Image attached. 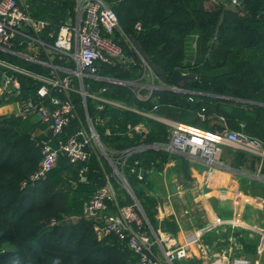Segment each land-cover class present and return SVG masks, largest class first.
<instances>
[{
	"label": "trees",
	"instance_id": "trees-1",
	"mask_svg": "<svg viewBox=\"0 0 264 264\" xmlns=\"http://www.w3.org/2000/svg\"><path fill=\"white\" fill-rule=\"evenodd\" d=\"M19 1L34 18L48 21L39 32L47 44L53 43L59 27L72 21L76 14V0ZM105 1L116 12L125 34L117 32L115 39L126 56L133 58V65L125 68L119 60L101 62L103 75L128 82L86 76L85 89L136 109L109 102L97 109V100L86 97V109L108 150H120L140 141L167 140L166 124L144 112L167 115L216 131L223 127L218 115H223L230 127H237V122L244 119L247 120L244 130L260 134L262 137L257 136L264 140V0H238V4L231 0ZM136 22L140 23L138 29ZM133 47L166 83L172 84L169 76L174 68L196 76L176 84L186 91L156 88L148 98H139L133 81L142 65ZM251 50H257L256 54L248 55ZM38 55L47 59L43 49ZM0 58L36 74L48 75L51 69L1 48ZM53 62L75 66L73 60L64 61L57 54ZM1 74L2 67L0 78ZM15 76L20 81L22 98L37 96L36 90L42 83L38 78L23 72H15ZM100 88L104 89L98 92ZM139 92L144 96L148 89L141 87ZM51 93H56L55 88L50 89ZM72 98L85 120L81 94L73 91ZM4 101L8 100L0 97V103ZM44 101L49 102V95ZM213 103L218 113L208 116L207 110ZM202 106L206 108L204 119L199 117ZM23 118L15 113L0 114V264H54V261L58 264H138L136 254L116 232L98 234L95 226L102 225V219L83 216V202L96 186L105 182L97 153L90 151L88 171L84 175L79 173V163H72L61 154L44 177L32 181L30 175L38 168L41 158L40 140L22 128ZM143 121L150 128L144 140L137 130L129 132L127 127ZM78 124L79 120L74 118L62 136L72 133ZM157 150L147 148L131 153L125 167L127 180L152 223V200L142 186L144 178L129 172V167L137 160L146 171L145 166L159 155ZM238 153L244 155L242 151ZM260 170L264 172V158ZM124 197L125 202L130 201L125 194ZM120 198L118 193V200L123 204ZM51 218L56 222L50 223Z\"/></svg>",
	"mask_w": 264,
	"mask_h": 264
},
{
	"label": "built area",
	"instance_id": "built-area-1",
	"mask_svg": "<svg viewBox=\"0 0 264 264\" xmlns=\"http://www.w3.org/2000/svg\"><path fill=\"white\" fill-rule=\"evenodd\" d=\"M231 3L238 4V0H231ZM48 24V21L34 18L21 4L19 0H0V48L29 58L35 62L52 66L49 75H41L25 70L18 65L11 64L9 61L0 58L2 67L0 97L5 100L11 98L18 102L17 116L26 117L30 113H36L43 121L50 134L55 137V142L50 139L40 140L41 158L38 168L30 175V180L44 177L52 169L61 154L65 155L72 163H79V173L84 175L88 171V161L92 148L101 149L105 157H109L116 168V175L122 178V186L125 187L132 200L120 204L118 192L105 171V182L94 188L88 198L83 202V216H97L103 220L102 225L95 226L99 235H105L112 231L116 232L120 239L125 241L137 256L138 264H173L174 260L190 255L187 243L162 248L164 258H159L155 247L161 241L159 234L154 231L153 226L147 219L138 199L131 188L125 167H127V157L136 151L147 148L160 149L169 155H183L202 159L208 165L214 167H228L220 158V144L227 143L240 150L264 158V140L257 135H253L244 130V123H240L238 128H226L224 130L213 131L201 126L185 123L174 118L144 112L151 115L156 120L163 122L167 126V140L164 142L140 141L131 146L120 150H108L101 142L94 122L86 114L85 120L80 119L78 127L67 136H62L64 129L76 118V105L72 98V92L77 91L82 96L84 108L86 97L91 96L97 100L96 108L102 109L105 102H109L124 108L125 104L101 96L95 92H88L83 82L84 77L96 79H107L118 83L128 81L115 78L101 73V62L111 63L119 60L125 68L133 65V58L126 56L122 46L115 39V34L120 32L125 35L120 26L116 12L105 0H76V14L72 21L63 23L51 44H47L39 37V32ZM138 29L140 23L136 22ZM27 28L28 30H24ZM51 35V33H50ZM36 45L43 49L45 53L54 58L57 54L64 61L73 60L74 67L69 65H53L46 59L29 54L30 47ZM134 48V47H133ZM136 50V48H134ZM137 51V50H136ZM142 67L137 70L135 83L136 96L148 98L152 89L156 88H175L186 91L176 84L166 83L153 72L145 58L137 51ZM53 61V59H52ZM6 67V68H4ZM60 68L64 73L60 74ZM15 72H23L38 78L42 83L38 86L36 97L22 98L20 81L15 76ZM5 76V79H3ZM77 81V82H76ZM76 83L78 86H76ZM145 87L148 93L141 96L139 88ZM55 88L56 93L50 94V89ZM104 88H100L101 92ZM193 92V91H189ZM49 95V103L44 102V97ZM191 98V97H190ZM156 105H154V108ZM200 119L205 118L204 106L199 111ZM130 129L138 130L139 125H127ZM110 152V154L108 153ZM147 171V170H146ZM129 172L135 174L139 179H143L144 170L134 161V165L129 167ZM114 175V173H112ZM125 175V176H124ZM118 181V180H117ZM116 184V183H115ZM115 187V188H114ZM124 188V189H125ZM114 207V212H109L110 207ZM143 211L144 218L139 214ZM73 217V216H71ZM227 219L214 220L206 224L201 231L211 229L214 224L222 223ZM54 218L50 223H55ZM230 222V221H229ZM146 227L150 228L153 237L148 235ZM262 227H254L259 233L260 240L257 252L261 253V246L264 242V232ZM196 239H192L194 241ZM212 264H261L259 259L247 255H236L226 259L225 253L219 254Z\"/></svg>",
	"mask_w": 264,
	"mask_h": 264
},
{
	"label": "crops",
	"instance_id": "crops-1",
	"mask_svg": "<svg viewBox=\"0 0 264 264\" xmlns=\"http://www.w3.org/2000/svg\"><path fill=\"white\" fill-rule=\"evenodd\" d=\"M37 47L36 45L31 46L29 54L36 56L39 53ZM52 59H54L53 56ZM52 59L47 55L46 60L57 65ZM47 66L51 68L50 74L52 66L49 64ZM59 73L63 74L64 69L60 68ZM224 97L230 98V96ZM233 99L252 102V100L237 97ZM44 102L50 105L48 101ZM215 108L216 103L209 106L208 116L217 115ZM17 110L16 99L0 103V114H16ZM86 114L89 115L87 109L84 108V117ZM147 116L151 117V115ZM218 117L223 124L221 130L237 128L243 122L239 120L237 127H230L223 115H218ZM76 119H82L77 108ZM138 125L137 131L141 135L140 139L144 140L150 128L144 121ZM22 128L28 130L35 139L54 141V136L50 134L45 123L36 113H30L23 118ZM155 140L153 142L163 141L160 138ZM219 146L220 158L228 167H214L199 158L183 155L172 156L157 149L159 155L155 156L153 165L145 166L147 171H144L142 186L152 200L154 225L150 223L154 231L161 236V241L155 247L159 258H164L162 248L183 244L188 239H196L187 243L189 250H217L220 254L226 253V259L243 255V253L231 255L229 250L257 249L260 237L258 238L259 233L254 227L264 225V172L260 170L262 159L227 143H221ZM92 150L96 152L94 148ZM238 151L244 152V155L241 156ZM96 157L97 161L100 160L98 154ZM101 161L107 163V157L104 156V160L98 161L100 166ZM151 168L155 170L152 174V171L149 172ZM102 170L105 174L106 170L103 168ZM120 196L124 203V194ZM108 211L114 212L115 208L112 206ZM142 218L146 221L144 216ZM219 218L227 220L214 224L209 230L196 233L206 224ZM146 230L148 235L153 237L152 230L148 227ZM241 230H247V233ZM261 230L264 232L263 228ZM261 250L263 255L264 242ZM215 252L213 251V254L219 255ZM262 257L264 264V255Z\"/></svg>",
	"mask_w": 264,
	"mask_h": 264
},
{
	"label": "rangeland",
	"instance_id": "rangeland-1",
	"mask_svg": "<svg viewBox=\"0 0 264 264\" xmlns=\"http://www.w3.org/2000/svg\"><path fill=\"white\" fill-rule=\"evenodd\" d=\"M256 51L251 50L247 54L248 55H254V54H256ZM232 60H234V56H232ZM0 84H1V81H0ZM263 94H264V92H263ZM162 116L169 117L167 115H162ZM240 120H242L243 123H245V124L247 123V120H244V119H240ZM257 135L261 136L260 134H257ZM95 151L99 155L100 160H104V154L102 153L101 149H96ZM100 167L103 168L104 170L106 169V172L110 175L109 178L111 180H113V183L116 187L117 192L120 195L125 194L129 200H132L131 194H129V192L127 191V189L125 187H124L125 189L123 188L122 178L120 176L116 175L115 172H117V169L116 168L113 169V163L111 162V159L108 156H107V163L101 161ZM153 170H154V168H151V169H149V172L152 171L151 172V174H152L155 171V170L154 171ZM112 173H114V175ZM139 214L141 216H144V213L142 210L139 211ZM73 217H75V216H73ZM260 227H262V226H260ZM244 231H245V233H247V230H241V232H243V233H244ZM158 236H160V235H158ZM259 237H260V235L258 236V238ZM256 239H257V237H256ZM213 251H216L215 253L220 254V252H218L217 250H190L189 251L190 255H187L183 258H178V259L174 260L173 264H212V262L218 258L217 257L218 254H213ZM219 251H222V250H219ZM229 252L231 253V255L243 253V254L250 256L252 258L259 259V262L261 264H263V257L262 256L264 255V252H263V255H262V252L258 253L257 250H229ZM225 255H226V253H225Z\"/></svg>",
	"mask_w": 264,
	"mask_h": 264
},
{
	"label": "water",
	"instance_id": "water-1",
	"mask_svg": "<svg viewBox=\"0 0 264 264\" xmlns=\"http://www.w3.org/2000/svg\"><path fill=\"white\" fill-rule=\"evenodd\" d=\"M24 30H28L27 28H24ZM195 74L193 72H182L179 68H174L169 76V80L174 83L178 84L181 80L184 79H191L194 78ZM3 79H5V76H3Z\"/></svg>",
	"mask_w": 264,
	"mask_h": 264
},
{
	"label": "clouds",
	"instance_id": "clouds-1",
	"mask_svg": "<svg viewBox=\"0 0 264 264\" xmlns=\"http://www.w3.org/2000/svg\"><path fill=\"white\" fill-rule=\"evenodd\" d=\"M54 264H58V262H55V261H54Z\"/></svg>",
	"mask_w": 264,
	"mask_h": 264
}]
</instances>
